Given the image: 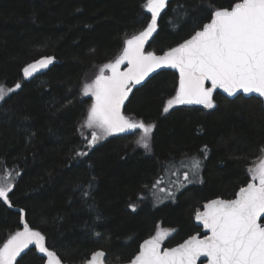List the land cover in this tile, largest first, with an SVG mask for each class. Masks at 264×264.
Returning <instances> with one entry per match:
<instances>
[{"label":"trees","instance_id":"obj_1","mask_svg":"<svg viewBox=\"0 0 264 264\" xmlns=\"http://www.w3.org/2000/svg\"><path fill=\"white\" fill-rule=\"evenodd\" d=\"M235 2L168 0L145 52L163 55L208 23L212 11ZM145 3L0 0V84H21L0 101V168L19 173L11 206L0 200V247L27 223L63 264H83L97 251L105 253L104 264H126L158 226L173 231L164 248L200 234L196 211L215 199H233L250 182L248 169L264 149L262 102L214 92V108L180 105L165 113L179 81L170 69L134 87L121 109L154 125L149 149L137 144L142 131L135 130L107 137L86 157L75 155L85 151L79 130L92 104L83 85L147 26ZM47 56L52 64L24 77V67ZM192 158L200 161V174L172 201L154 206L152 185L171 164ZM17 260L45 264L46 257L30 247Z\"/></svg>","mask_w":264,"mask_h":264},{"label":"snow or ice","instance_id":"obj_2","mask_svg":"<svg viewBox=\"0 0 264 264\" xmlns=\"http://www.w3.org/2000/svg\"><path fill=\"white\" fill-rule=\"evenodd\" d=\"M166 6L167 0H146L144 7L151 14L147 26L126 39L115 61L104 64L95 79L83 85V95L90 94L93 100L81 126L91 130V138L85 137L89 149L107 136L135 129L142 131L137 144L149 149L154 125L125 116L121 108L133 85L141 84L157 68L168 66L179 72V85L175 96L167 100L165 113L181 104L214 108L213 90L216 88L229 96L242 91L264 98V0H237L230 8L212 11L210 22L202 29L158 56L144 49L145 43L157 31L158 17ZM53 60L47 56L28 64L23 69L24 77L29 78L38 69L47 68ZM125 61L128 67L120 71ZM105 70L110 75H105ZM206 81L211 82V87H205ZM20 88V83L10 88L0 84V101ZM75 155L86 157L88 152L78 151ZM199 167L200 161L192 158L193 175ZM248 171L251 182L236 192L235 199H215L205 203L203 211H196L195 219L208 235L203 238L193 235L177 247L162 249L161 242L169 235V230H158L155 236L140 245L139 253L130 264H196L200 257H207L208 264H264V224L258 222L264 217V157ZM11 175L6 171L0 180V200L9 206V193L13 187ZM183 179L191 182L187 172ZM162 182L158 179L152 187L156 188ZM83 195L89 196L90 191H84ZM167 195L174 197L170 191ZM130 207L135 210L134 205ZM33 244L48 258L47 264H61L56 253L45 246L44 235L27 223L22 231H16L0 247V264H19L17 257ZM104 256V252L97 251L87 264H97Z\"/></svg>","mask_w":264,"mask_h":264},{"label":"rangeland","instance_id":"obj_3","mask_svg":"<svg viewBox=\"0 0 264 264\" xmlns=\"http://www.w3.org/2000/svg\"><path fill=\"white\" fill-rule=\"evenodd\" d=\"M144 11L146 13L150 14L146 10L145 7H144ZM125 69H126L125 67L120 66V71H125ZM172 70L178 71L177 69H174V68H172ZM98 74H99V71H98ZM105 75H110V72H108V70H105ZM205 87H209V86L205 83ZM214 92H215V89L213 90V94H214ZM88 96L91 97L90 94ZM91 99H92V97H91ZM92 102H93V100H92ZM181 105L182 106H201V107H204L203 105H199V104H181ZM175 106H180V105H174L173 107H175ZM82 124H81V126H82ZM81 126H80L79 133H80L81 138L85 141V152H88L92 148L89 149L87 147V141H86L85 137H87L88 139L91 138V130L90 129H82ZM135 130H140V129H135ZM135 130H129V131H126V132H123V133H114V134H112L110 136L122 135V134H126V133H129V132L135 131ZM110 136H107V137H110ZM101 141H103V140H101ZM101 141H99V142H101ZM262 157H264V152H262L260 159ZM260 159L258 161H256L251 167H254L256 164H258ZM200 169L201 168L199 167V169H198L196 174H198V173L200 174V171H201ZM6 171L12 173V175L10 177V180H11L12 185H14L15 180H16V178L18 176V175H16V173H18L17 169L16 168H10L9 169V168H5V167L0 168V180H2V178L5 175ZM185 172H187L189 174V178H193L192 159H188L186 161H183V162H181L179 164H175V165L171 164L168 168H166L165 173H164L163 177L161 178V180L163 182L161 184H159L156 188H154L153 189V193L151 194V201H152L154 206H159V205H161V204H163L165 202L172 201L174 199L176 193L179 190H181L183 187H185L188 183H190V182L184 181V179H183V175H184ZM249 175H250V179H251V174L249 173ZM160 188H164V189H166V191L165 192H160L159 191ZM169 191L174 193V197H169L167 195V193ZM161 229L162 228L160 226H158L157 231L161 230ZM172 233H173V231H169V235L161 242V245H163L166 242V240L172 235ZM30 247H35V245L34 244L33 245H29V248ZM26 250L27 249H25L24 252ZM24 252H22V253H24ZM37 252L40 253L38 250H37Z\"/></svg>","mask_w":264,"mask_h":264},{"label":"water","instance_id":"obj_4","mask_svg":"<svg viewBox=\"0 0 264 264\" xmlns=\"http://www.w3.org/2000/svg\"><path fill=\"white\" fill-rule=\"evenodd\" d=\"M210 22V21H209ZM202 29V28H201ZM166 69H172L171 67H168V66H164V67H161V68H157V69H155L153 72H151V73H149V75L145 78V80L144 81H147L148 79H150L154 74H156L157 72H159V71H161V70H166ZM209 87H211V82L210 81H206L205 82ZM215 92H217V93H219L220 95H222L224 98H226V99H228V100H233V99H235L236 97H238V96H242V97H244V98H249V97H255V98H258L261 102H262V105H263V108H264V98H262V97H259V95L258 94H256V93H249V94H245V93H243L242 91H238L236 94H234L233 96H229L227 93H225L222 89H219V88H216L215 89ZM247 186V185H246ZM245 186V187H246ZM233 199H235V197L233 198ZM204 210V208L202 207V209H201V211H203ZM263 219H264V217H261L260 218V220L258 221L259 223H261V224H264L262 221H263ZM194 225L196 226V227H198V228H200V234H195V235H197L199 238H203L205 235H208L209 233H208V231L206 230V229H204V227H203V225L199 222V221H197L196 219H195V216H194ZM148 240V239H147ZM187 240V239H186ZM144 242V241H143ZM142 242V243H143ZM184 242V241H183ZM182 242V243H183ZM141 243V244H142ZM182 243H180V244H182ZM140 244V245H141ZM180 244H178V245H180ZM178 245H176V246H174V247H177ZM174 247H172V248H174ZM161 248L162 249H164V247L161 245ZM139 251H140V246H139V250H138V253H139ZM137 253V254H138ZM42 254V253H41ZM136 254V255H137ZM42 255H44V254H42ZM135 255V256H136ZM45 256V255H44ZM134 256V257H135ZM46 257V256H45ZM133 257V258H134ZM58 258V257H57ZM91 258H92V256H90V258L85 262V263H83V264H87V262L89 261V260H91ZM104 258H105V256L102 258V259H98L97 260V264H104ZM132 258V259H133ZM47 257H46V260H45V264H47ZM59 259V258H58ZM131 259V260H132ZM61 262V261H60ZM61 264H63L62 262H61ZM126 264H130V262H128V263H126ZM196 264H208V261H207V257H200V258H198L197 259V261H196Z\"/></svg>","mask_w":264,"mask_h":264},{"label":"crops","instance_id":"obj_5","mask_svg":"<svg viewBox=\"0 0 264 264\" xmlns=\"http://www.w3.org/2000/svg\"><path fill=\"white\" fill-rule=\"evenodd\" d=\"M121 66H123V67H125L126 69H127V67H128V65H127V62L125 61ZM125 69V70H126ZM175 71V70H174ZM177 72V74H178V77H179V72L178 71H176ZM143 83V82H142ZM141 83V84H142ZM141 84H139V85H141ZM139 85H133V87H132V89L134 88V87H137V86H139ZM178 85H179V81H178ZM130 94V93H129ZM126 101V100H125ZM125 103V102H124ZM123 106V105H122Z\"/></svg>","mask_w":264,"mask_h":264}]
</instances>
